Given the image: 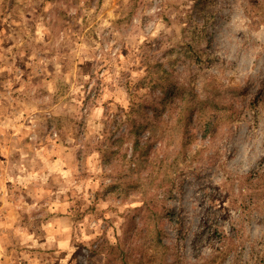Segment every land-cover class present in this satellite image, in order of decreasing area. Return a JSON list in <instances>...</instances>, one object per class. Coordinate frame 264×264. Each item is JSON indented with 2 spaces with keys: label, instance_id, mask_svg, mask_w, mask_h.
I'll return each mask as SVG.
<instances>
[{
  "label": "rangeland",
  "instance_id": "374dc122",
  "mask_svg": "<svg viewBox=\"0 0 264 264\" xmlns=\"http://www.w3.org/2000/svg\"><path fill=\"white\" fill-rule=\"evenodd\" d=\"M125 260L264 264V0H0V264Z\"/></svg>",
  "mask_w": 264,
  "mask_h": 264
},
{
  "label": "trees",
  "instance_id": "16d2710c",
  "mask_svg": "<svg viewBox=\"0 0 264 264\" xmlns=\"http://www.w3.org/2000/svg\"><path fill=\"white\" fill-rule=\"evenodd\" d=\"M131 99L132 100H131V109L130 110L132 111V108L134 107L135 100H134V98H131ZM120 109L123 112V114L121 115L120 119H121L122 122H125L127 117H128V111H126L127 109H125V107H120ZM134 129L137 131L139 128L136 125H134L132 131H134ZM134 140H135V142H134V145H133L132 148H133V151L135 153L136 150L138 149V147L140 146V140H139L138 137H136ZM124 263L127 264L126 260H125Z\"/></svg>",
  "mask_w": 264,
  "mask_h": 264
}]
</instances>
